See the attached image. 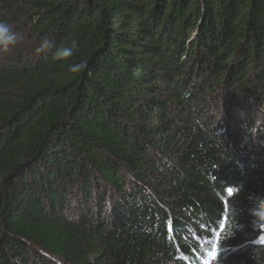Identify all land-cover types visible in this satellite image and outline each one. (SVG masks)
Instances as JSON below:
<instances>
[{
    "label": "trees",
    "instance_id": "obj_1",
    "mask_svg": "<svg viewBox=\"0 0 264 264\" xmlns=\"http://www.w3.org/2000/svg\"><path fill=\"white\" fill-rule=\"evenodd\" d=\"M0 20L23 35L0 56V264H264V0H0Z\"/></svg>",
    "mask_w": 264,
    "mask_h": 264
},
{
    "label": "clouds",
    "instance_id": "obj_2",
    "mask_svg": "<svg viewBox=\"0 0 264 264\" xmlns=\"http://www.w3.org/2000/svg\"><path fill=\"white\" fill-rule=\"evenodd\" d=\"M23 35L16 30L5 20H0V56H6L21 43ZM53 47V41L48 36H43L40 39L35 51L44 53ZM76 48V42L71 45L61 46L57 48L54 58L56 60H64L71 57ZM84 68L83 63H74L69 67L70 72H78ZM249 214L252 216V225L256 229L264 228V196L254 198L252 207L249 209Z\"/></svg>",
    "mask_w": 264,
    "mask_h": 264
},
{
    "label": "snow or ice",
    "instance_id": "obj_3",
    "mask_svg": "<svg viewBox=\"0 0 264 264\" xmlns=\"http://www.w3.org/2000/svg\"><path fill=\"white\" fill-rule=\"evenodd\" d=\"M229 192H232V189H229ZM213 257H215V251L212 252Z\"/></svg>",
    "mask_w": 264,
    "mask_h": 264
}]
</instances>
